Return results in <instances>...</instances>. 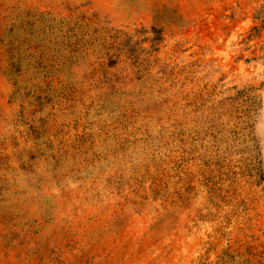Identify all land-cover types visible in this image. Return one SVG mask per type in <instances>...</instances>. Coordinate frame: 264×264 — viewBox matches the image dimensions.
<instances>
[{
	"label": "rangeland",
	"instance_id": "obj_1",
	"mask_svg": "<svg viewBox=\"0 0 264 264\" xmlns=\"http://www.w3.org/2000/svg\"><path fill=\"white\" fill-rule=\"evenodd\" d=\"M0 264H264V0H0Z\"/></svg>",
	"mask_w": 264,
	"mask_h": 264
}]
</instances>
